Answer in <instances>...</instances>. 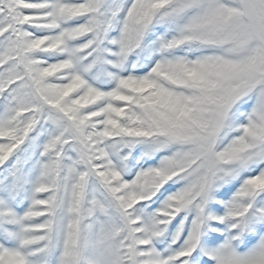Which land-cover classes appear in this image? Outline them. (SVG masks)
I'll return each mask as SVG.
<instances>
[{
  "label": "snow or ice",
  "instance_id": "snow-or-ice-1",
  "mask_svg": "<svg viewBox=\"0 0 264 264\" xmlns=\"http://www.w3.org/2000/svg\"><path fill=\"white\" fill-rule=\"evenodd\" d=\"M0 264H264V0H0Z\"/></svg>",
  "mask_w": 264,
  "mask_h": 264
}]
</instances>
